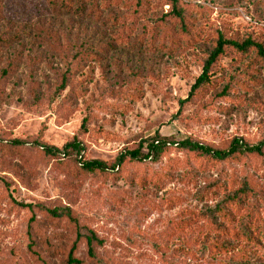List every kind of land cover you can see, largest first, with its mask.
I'll return each mask as SVG.
<instances>
[{
	"label": "rangeland",
	"instance_id": "obj_1",
	"mask_svg": "<svg viewBox=\"0 0 264 264\" xmlns=\"http://www.w3.org/2000/svg\"><path fill=\"white\" fill-rule=\"evenodd\" d=\"M177 2L183 22L170 0H0V264H65L78 235L11 199L70 209L96 236L94 257L78 241L81 264H264V154L214 163L172 146L89 175L77 155L41 147L77 140L83 158L113 164L158 132L215 149L264 140L254 51L228 49L184 102L219 33L264 45V0ZM245 186L253 194L233 201Z\"/></svg>",
	"mask_w": 264,
	"mask_h": 264
},
{
	"label": "trees",
	"instance_id": "obj_2",
	"mask_svg": "<svg viewBox=\"0 0 264 264\" xmlns=\"http://www.w3.org/2000/svg\"><path fill=\"white\" fill-rule=\"evenodd\" d=\"M172 4V15H174L177 19L183 22V14L178 9V2L177 0H170ZM2 39H0V43ZM228 49H232L238 54H248L250 51H254L257 53L258 57L264 58V45L258 43L255 40L247 39L245 41H237L233 39H227L224 37L222 33H219L217 36V40L215 42L214 47L208 53L207 60L203 65V71L201 75L196 79L194 85L191 87L188 97L184 100V102H188L189 100L193 99L199 91L209 85L212 81V69L218 63V61L225 56L226 51ZM4 76L7 75V72H3ZM67 84V78H62V84L60 86L59 92L65 90ZM229 85L223 88L222 94L226 95L229 89ZM146 152H143L142 147L135 149V150H126L124 153H121L113 162V164H109L103 160H86L83 158V153L85 151L82 144L74 140L71 143L66 144L62 149H58L55 147H48V146H41L43 152L47 156L51 157H69L72 154L77 155L76 158L79 157V163L81 170L89 175H97V174H114L119 172L121 168L127 162H134V163H146L152 162L157 163L159 160L164 157L170 147L177 146L180 149L197 153L201 156L206 157L209 161L217 163V162H225L228 160H240L249 155H257L262 156L264 154V140L257 145H250L247 142H244L242 139L235 138L227 147L223 149H215L207 145L200 144L198 142H194L191 140H183L181 142H168L166 139L162 138L161 135L156 133L155 137L151 138L146 142ZM14 145H22L21 142H14ZM252 190V189H251ZM251 190L248 186H245L241 190L237 191L236 194L233 196V201H237L241 197H248L251 193ZM11 202L19 208L27 209L30 211H34V209H40L41 211L46 212L49 216L55 219L66 218L70 222L74 224V226L78 230L77 239L75 240L74 244L72 245L71 249L67 253V257L65 260V264H81V260L78 259L75 255L77 252V244L78 241L85 237L88 248V256L94 257V249L92 248L93 241L96 240V236L92 231H87L86 234L81 233L82 227L79 225L76 218H74L72 212L68 208H54L49 209L42 205H33V204H24V203H16L14 200L11 199ZM257 227L254 230H251L250 233L254 236L257 235L258 231ZM252 235V234H251ZM250 236V235H248Z\"/></svg>",
	"mask_w": 264,
	"mask_h": 264
}]
</instances>
